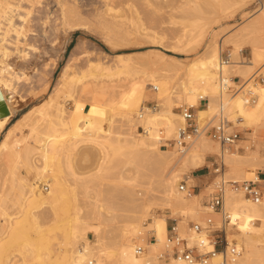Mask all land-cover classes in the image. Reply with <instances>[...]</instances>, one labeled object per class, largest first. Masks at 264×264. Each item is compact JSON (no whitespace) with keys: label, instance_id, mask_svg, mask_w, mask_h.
I'll return each instance as SVG.
<instances>
[{"label":"bare ground","instance_id":"obj_1","mask_svg":"<svg viewBox=\"0 0 264 264\" xmlns=\"http://www.w3.org/2000/svg\"><path fill=\"white\" fill-rule=\"evenodd\" d=\"M103 1L105 7L101 10L105 12L103 14L97 12L98 17L95 16L99 25L117 30L125 35L135 34L136 38L141 37L142 33L148 34L147 31L151 29V26L148 27L141 23L144 25H138L139 28L136 26L137 28H133L134 30L131 29L130 23L129 27L125 21L119 22L122 19H119L117 11L120 10L112 7L111 4L114 0ZM128 1L124 0L123 2L126 5ZM142 1L145 3V8L150 9L149 12H157L162 8L161 4L165 3L163 2L165 0ZM169 1L171 0H168L167 6L171 7ZM188 1H177L181 3L172 5L171 9L174 11L182 9ZM223 1L231 2L235 6L236 3H243L245 0ZM55 4H57V8L52 9ZM55 4L51 10L45 11L47 3L44 0H0V101L6 107V113L0 116V133L4 132L0 138V159L2 156H6L8 159L12 158L6 167L5 159H1L3 161H1L0 171H3V175L6 176L5 174L11 168L12 170L8 171V175L11 172V176L7 175L8 178H11H5V181L8 184L12 182L16 187L12 198V205L15 208L13 212H9L0 202V264H92L94 261L95 264H143L149 259L150 251L153 253L152 251L159 249L166 237L167 217L164 210L166 208L174 210L179 205L193 201L197 196L195 194L193 198L185 199L178 195L181 191L176 190L174 185L177 172H191L203 166L206 163L207 149L210 153L217 154V143L211 142L205 136L202 139L207 141V145L201 141L194 143L198 136L183 151H177L174 148L173 151H170L160 147L159 127L164 129L165 138H171L176 135L178 127L182 123L178 112L171 108L172 99L170 100L171 97L169 98L167 92L170 88L171 75L166 73V70H169L168 66L173 62L164 58L162 53H156L159 60L164 61L158 66V70L147 71L139 79L133 77L126 83L116 84L120 87L118 91L115 90V84H112L111 81L120 79L122 73L130 72L131 55L129 52L116 53L113 63L89 59L86 68L79 71H74L71 69V64L66 63L62 70V79L56 85L54 95H46L43 102L40 100L33 104L12 121L19 109L27 103L26 96L23 97L20 94L19 83L22 80H29L23 87H21L22 84L20 87L22 90L25 88L32 93V90H35V85L32 83L33 79L30 78L31 74L39 71L40 75L44 77L47 72L46 68L49 62L46 60L42 63L41 71L38 69V64H40L38 61H40L42 53L41 43L38 41H43V25L48 21L51 11L58 10L63 22L66 21L72 25L82 22L81 20L84 19V11L74 0H56ZM262 6L261 8H264ZM109 11L112 13L108 14ZM150 16L153 19V14ZM158 19L154 18L149 23L153 24L156 20L157 22L154 23L165 25V21L167 22V19L161 21ZM183 25L182 29L185 31H177L174 36L177 46L188 44L196 37H204L207 23L193 20L192 26L191 24L188 26L186 22ZM186 25L192 27L188 28V33L186 32L187 28L185 29ZM51 27L55 30L54 23L51 24ZM142 30L146 32H142ZM184 38H188V40L184 42ZM237 41L231 37L226 39L213 37L207 44L204 53L185 66L190 76L185 99L192 105H198L199 118L203 119L207 115L213 114L217 105H215L216 102L213 103L215 100L211 101V99H214L215 96L217 99V95L221 91L219 76L222 74L230 81L231 78L227 76L228 69L236 67L234 73L241 75L243 82L238 85V90L235 93L228 96L223 95L225 97L222 102H224L227 117L234 120L233 122H240L244 130L253 135L258 129H264V46L254 47L252 57L248 60L230 58L232 61L222 63L223 44L233 48ZM52 42L54 43V40ZM85 52L84 50L83 54ZM232 54L235 56L236 52L233 50ZM57 64L56 60H52L49 65L52 67L50 69L54 71ZM254 67L256 69L251 74ZM161 69L163 71H160ZM255 72L262 74L261 81L255 80ZM76 81L81 85V91L90 93L86 104H82L81 99L72 97ZM148 82L155 86V91H151L147 87ZM248 90L255 94L254 102H249L243 95ZM34 93L35 91L33 95ZM199 94L209 96L212 103L196 104L199 102ZM66 97H72L74 100L72 102L82 110L85 129L95 126L100 128L101 133L92 136L89 131L78 129L79 127L75 125L74 115L67 111L66 100L63 99ZM179 97L181 99V96ZM144 100H155L156 104L161 107L158 109V107L141 105ZM162 100L164 103H160ZM162 104H165L167 110H162L164 106ZM117 115L126 125L125 127L113 128ZM136 123L146 127V132L138 133L135 130ZM81 145L83 146L81 147ZM122 147L124 148L123 152L134 154L147 161V170L143 175L149 177L148 184L158 183L162 212L159 211L157 215L152 214V219L146 223L142 210L127 211L123 214L125 218L121 220L122 224L120 222L118 225L119 231L112 235L107 221L115 216V212L103 202L101 198L103 190L101 189V192L99 188V191L97 190L94 195L85 190V193L88 194L84 201L89 203L96 201L98 209L93 214L87 212V215H84V208L78 202V200L80 201V198L78 199L80 196L77 197L79 191L77 192L74 186L77 184L76 181L82 184L90 174L78 177L72 163L69 162L68 168L71 171L74 169L72 173L76 183L67 184L60 178L58 159L60 156L71 158V155L73 156L75 152L82 149H84L83 157L85 158L88 157V154L85 153L87 148L88 150L89 148L96 149L99 154L95 165L97 169L91 174L102 176L109 173L114 167L111 164L112 154L120 153ZM88 150L87 152L93 151ZM173 153L178 156L175 158ZM93 156L95 155L93 154ZM39 157L40 164H38ZM221 157L224 167L237 177H239V169L243 168L245 164L254 166V164L258 165V162H264L257 154L246 157L245 154L238 151H223ZM16 167L20 170L17 174H15ZM130 171L118 174L117 178L121 185H123L122 182L138 177L137 167L135 171ZM9 185L8 187L11 186ZM143 190L145 196L149 194L147 188L144 187ZM131 191L132 199L138 204L142 203L144 195L135 193V189ZM224 202L230 209L237 210L241 214L240 235L244 243L242 247V244H238L235 238L230 237L232 233L228 234V238L234 239L238 247H241L238 259L228 264L264 262V235H262L264 233V198L255 202L241 191L228 190ZM225 211L230 218L228 225L236 226V217L233 216L232 211L226 209ZM43 219L44 221L48 220L47 224H45L46 222L42 223ZM1 220L3 221L1 222ZM257 221L258 225L255 224ZM151 229L156 236L155 242L150 241L149 234H147V231ZM85 234L95 235V241L91 243L90 240L85 239L83 243L77 244L75 240L77 236ZM193 239L199 243H206L204 242L205 234H198ZM12 250L19 251L23 255L22 260L11 261V255L15 253Z\"/></svg>","mask_w":264,"mask_h":264},{"label":"rangeland","instance_id":"obj_2","mask_svg":"<svg viewBox=\"0 0 264 264\" xmlns=\"http://www.w3.org/2000/svg\"><path fill=\"white\" fill-rule=\"evenodd\" d=\"M74 1L80 6L81 10L84 11L83 12L84 19L81 20L82 22L72 25L69 22L66 21L63 22L62 16L58 10L55 12L51 11L48 21L45 23V25H43V33H44L43 41L42 42L38 41V43H41V47H42L40 48L42 50V53H41L40 61H38L40 63L38 64L39 66L38 69L41 71V68L43 67L42 63L45 60L48 61L50 64L48 63V66L46 68L47 72L46 74H44V77L40 75L41 72L39 71L35 72V74L34 73L31 74L30 78L33 79L32 83L33 85H35L34 86L35 90H32V93L31 91L25 90V88H23V90L21 88L26 83V81L29 80H22L19 83L18 89L21 92L19 93L23 95V97L26 96L25 98L27 99V103H26L27 105L25 104L19 109L16 115L12 118V121L17 117H19V115L22 112L27 110L33 104L38 103L40 100L41 102H43L45 100L43 98L46 95L49 94L54 95L56 85L58 84L59 80L62 79L61 77L63 73L62 70L66 63H70L71 69H74V71H79L80 69L82 70L86 68V64L88 63L89 59L104 61V63H113L114 60L116 59V53L129 52L131 55V59L129 61L130 72L122 73L120 74V79L117 78L116 80L111 81L112 84H115L114 85L115 90L118 91L120 87L116 84L126 83L129 80H131L133 77L139 79L142 77L141 75L144 72L158 70L159 68L158 66L161 64V62L164 61L161 59L159 60V57L157 56L156 53H162L164 55V58H167L168 60L173 62V64L168 66L169 70H166V73H170L171 75V78L169 80L170 88L167 90V92L169 98L171 97L170 100L172 99L173 105L171 104V108L174 109V107L187 102L185 99V94L187 92L186 89L188 86L187 84L190 76L185 66L189 64V62L200 57L204 53L205 49L207 48V44L213 37H216L217 39H221V38L226 39L231 37L232 39L238 40L236 46L233 47L234 49L230 46H225L223 44L221 58H225V55L229 54V60L231 61L232 59L230 58H233V60H240L241 58L248 60L252 57V50L254 49V47L264 46V16H262V14H264V8H261V6L264 5V0H245L243 3H236L235 6L231 2L226 3L223 0H191V1L189 0L188 3L182 9L175 11L171 9V7L172 5L174 6L176 4L181 3V2L179 3L177 2L180 0L177 1L171 0L172 2L169 1L170 2L169 6L171 5V7L167 6L168 0H165L163 1L165 3L161 4L162 8L159 9L158 11L156 10L157 12H151V11L149 12L150 9L147 10L145 8L146 7L145 3H143L142 0H132V1L129 0L128 2H126V5L125 2H123L124 0H114L113 1L114 4L113 3L111 4L112 7L119 8L118 10H120L117 11V13L119 14L118 15L119 19H122L119 20V22L125 21L126 25L130 23V26H132L131 29L137 27L139 28V26H143L144 24L145 26L147 25L148 27L151 26L150 27L151 29L148 28L149 29L147 31L148 34L142 33L141 37L139 38H136L135 34L125 35L117 30L107 29L97 23V19L95 17V16L98 17L97 12H100L102 14L105 12L104 10H101L105 7L103 0H74ZM44 2L47 3V8H45V11H49L51 10V7L55 4L56 0H44ZM126 7L129 8L127 9ZM56 8H57V4H55L52 9H56ZM112 12L109 11L108 14ZM120 14H121V18H120ZM149 14L150 15L153 14V19L152 16H150ZM171 17L174 19H172ZM154 18L155 19L159 18L160 20L158 19V21L167 19V22L165 21V25L167 23L166 26L169 28H167L164 24L159 25L157 23H154L157 22L156 20L153 22V24L151 23L152 24L151 25L149 22L151 19H152L151 21H153ZM193 20H200L201 22L207 23V28L205 29L204 37L203 38L196 37L195 39H192L188 44L182 43L183 44L182 46H177L176 45L177 43L174 38L175 34L177 33V31L184 30L182 29L184 28L182 27V25L183 24L185 25V22L188 24V26L189 24H191L192 26ZM53 23L55 24V30H53L51 27V24ZM125 23L123 24L125 25ZM171 23L173 24L171 25ZM188 26L186 25L185 27V29L187 28L186 30L187 33L188 30L192 28L191 26L190 27ZM142 32H146V31L142 30ZM188 38H184V42L188 40ZM52 40H54V43L52 42ZM84 50L86 51L85 54H83ZM233 50L236 52L235 56L234 54H232ZM50 58L52 60H56L58 63L54 68L55 70L53 69L54 71H52V69H50L52 67L49 66L51 65V61H52ZM235 68L233 66V68L228 69L229 75L226 73L227 76L231 78L230 84L232 86V89H237V87H239L238 85H241L243 82V77L241 75H235L234 73L236 71ZM255 69L256 67H254L250 73L252 74ZM160 71L163 70L161 69ZM255 80L261 81L262 74L261 75L259 73L255 74ZM149 82L147 87L150 88L151 91H155V86ZM74 85H75L73 91L74 96L72 97H77L78 99H81L82 104H86L88 102L90 93H85L84 91H81V85H79V82L77 81L74 82ZM34 91L35 93L33 95ZM231 93L232 91L225 93L223 95L228 96ZM251 94L255 96L254 93L251 92ZM179 96H181V99ZM225 96H223V98ZM72 97H66L63 99L66 100V107L68 113L74 115V118L76 119L75 125L79 127L78 129H80L81 131L82 130L87 132L89 131L90 135L92 136H94V134L101 133L99 127L93 126V128L85 129L86 127L84 122V116L82 115L83 114L82 110L80 109V107H76V105L73 103L74 100L72 99ZM219 100H220L219 95H217V99L216 96L214 99H211L213 103L214 102L217 103V104L215 103L217 107ZM147 101L155 102V100H144L141 102V105L151 106ZM19 102L17 103V105L19 104ZM160 103H164V100H162ZM196 104H200V103L198 102ZM162 106L165 108V104H162ZM160 107L161 105L158 106V109ZM163 107L162 110H167V108L164 109ZM196 107H198V105ZM227 118H229L228 120L230 121L231 128L239 132L238 139L232 145L222 147L218 142L208 138L211 142L214 141L215 143H217L218 151L217 154H212L209 152V149H207L208 154L206 155V163L203 166H209L210 172L207 176H204L200 182L192 177L191 173L194 170H192L191 172L189 171L177 172V177L174 184L176 190H178L177 186L180 183V181L183 179L186 180L188 186L200 185L201 190L199 191V194L194 198L193 201L179 205L174 210L170 208H166L164 210V213L167 218L181 217L184 222H181L180 224H185V226H186L185 217L192 220H201L206 214V211L204 210L205 208L203 207L205 196L207 195V192L211 190L214 184L219 180H224V181L238 180L239 182H242L244 180L255 179L257 180V184L262 189V192H264V162L261 163L258 162L259 164L258 163H257L258 165L254 164V166H250V164H245L243 168L239 169V174H238L239 177H237V175L235 176V174H231L228 171V169L224 167L223 159L221 157V153L223 151L224 152L238 151L239 153L245 154L246 157H252L257 154L259 155V158H262L261 160H264V129H258L252 135L249 134L248 131L244 130L243 125L240 124V122L237 121L233 122L234 120H232L229 116ZM139 125L141 124L136 123L135 130L138 133H143L137 129ZM125 126L126 125L119 118V115H117V117L115 118L113 128L120 129L121 127H125ZM3 133L4 132L0 133V138L3 136ZM203 137L204 136H199L198 138H196V140H194V143L196 141L198 142L201 141L202 143H205L207 145V141L202 139ZM82 146L83 145H81V147ZM121 149L122 151L120 153L112 154L111 164H113L114 167L110 170L109 173H106L107 175L103 174L102 176L101 175L93 176L91 174L97 169L95 168L96 167L95 165L97 163L99 154L96 149L94 150L93 148L92 149L89 148V150H93L92 153L87 148L85 153L88 154V157L85 158L83 157L84 149H82L79 150V152L77 151V153L75 152L73 156L71 155V158L68 156H60V158L58 159V165H59L58 169H59L60 178L63 179L64 182L66 181L67 184H73L75 182L73 177L74 174L72 173L74 169L78 177L80 176L83 177L90 174V176L86 178L84 182H82V184L85 186H83L79 181H76L77 184L76 186H74L75 189H77L76 191L77 192L79 191L77 197L80 196L78 197V199L80 198V201L78 200V202L84 208V215H87V212L93 214L98 209V204L96 203V201H91L90 203L88 201H84V199L86 198L85 197L86 194H88L87 192L85 193V190H88L89 193L93 195L97 193V190L99 191V188L100 191L101 189L103 190V192L101 191L103 193L101 196L103 202L107 207L111 208L115 212V216L107 221L108 228L111 229L112 235H115L119 231L118 225L121 222V220L125 218L123 214L127 211L142 210L143 214L145 215L144 220L146 221V223L152 219L151 217L152 214L157 215L159 214V211L162 212L161 201L159 200L160 191H159L158 183L152 182L148 184L149 177L143 175L144 173H146L147 170L146 169L147 161L143 160L138 156H135L134 154H128L123 152L124 150L123 147ZM166 149L170 151L172 150L170 148H166ZM87 150L89 152H87ZM93 154L95 156H93ZM173 155L175 156V158L178 156V154L176 153L175 154L173 153ZM208 155L209 156L212 155L213 157H207ZM1 159L6 160V161L4 160V163L5 162L7 163V164L5 163V167H6V165L7 166L9 165L8 162L12 158L8 159L6 156H2ZM1 159H0V166L2 165L1 161H3ZM212 161H216L218 163V166L220 167L219 172L213 173ZM69 162H71L73 165L74 169H72V171L70 168H68ZM40 163L41 161L39 157L38 164ZM11 165H13L12 162ZM136 167L138 168V172H137L138 177L136 179L129 180L127 182L126 181L122 182L123 185H121L119 179L117 178L118 174L123 171L125 173L127 170H131L130 172H133L136 170ZM7 168L9 169V167ZM15 169L17 170L15 174L19 173L20 170L17 167ZM9 170L12 169L10 168ZM8 171L7 174H5L6 176L9 174ZM3 174H4L3 171H0V202L2 203L3 206L7 208L9 212H13L15 208L14 205H12V198L16 191L15 190L16 187H14V184L12 182H11L12 184L9 182V184L11 185L10 186L8 183H6L7 181H5V178L7 179L8 176H11V172L10 175H8L7 177L4 176ZM10 178L11 177H9L8 179ZM2 184H4L5 186H3ZM6 184H8L11 188L8 187V185ZM45 187L47 188V185ZM144 187L147 188L149 191L148 192L149 194L146 196L144 195L145 193V191L143 190ZM132 189H135V193L138 192L139 195H144L143 202L139 203L141 206L132 199V191H131ZM228 190H232L236 192V190L230 188V182H226L225 200L227 198ZM178 195L185 199H191L194 196L193 195L191 197H185L182 192H179ZM262 198H264V196H262ZM224 207L226 210L230 212L232 211L231 213L233 214V216L236 217V224H237L236 226L227 225L226 228L227 234L232 233L230 237L235 238L238 244H242L243 247L244 245L243 238L240 235L241 214L237 210L234 211L230 209L227 203L225 202H224ZM219 214L220 213H211V216L213 217L214 220L219 221L221 219V214L220 215ZM46 218L48 219V217ZM2 221L3 220H1V222ZM47 222L48 220L44 221V219L42 221V223L45 224H47ZM120 224H122V222ZM255 224L258 225L259 224L258 221ZM147 234H149L148 231ZM262 235H264V233H262ZM205 237L207 240L208 236L205 235ZM85 239H88L90 240L91 243H93V241H95V235L85 234V235L77 236L75 240L77 241V244H81L85 241ZM59 240L61 241V237L59 238ZM206 240L204 242H206ZM160 248L155 251H152L153 253H151L150 251L151 255H148L149 259L143 264H147V262H149L148 264H155L156 260L154 254L158 252ZM12 252L15 251L12 250ZM12 254L14 255H11L12 257L11 261L19 262L20 260H22L23 255H21L19 251L18 252L16 251L15 253ZM94 262L92 264H95ZM261 263L264 264V262H260V263L258 262V264Z\"/></svg>","mask_w":264,"mask_h":264},{"label":"built area","instance_id":"obj_3","mask_svg":"<svg viewBox=\"0 0 264 264\" xmlns=\"http://www.w3.org/2000/svg\"><path fill=\"white\" fill-rule=\"evenodd\" d=\"M221 59L222 63L229 62V54H226L225 58ZM227 79L220 74V100L213 114L201 119L198 116L196 105L187 102L174 107V110L178 112L182 119V123L178 127L176 135L172 138H165L163 129L159 127L160 147L183 151L198 136H206L218 142L222 147L230 146L238 139L239 132L231 128L230 121L224 110V102H222L224 93L232 91L233 94L238 88L232 89L230 81ZM251 92L248 90L243 95L247 97L249 102H254L255 96ZM198 100L200 104H207L209 97L199 94ZM147 102L154 108L158 107L154 101ZM137 129L141 132H146V127L142 125H139ZM207 157L213 156L208 155ZM212 167L213 173L220 171L216 161H212ZM226 182H230L231 189L243 191L245 195L255 202L264 196L262 194L264 192H262L256 180H244L242 182L238 180L217 181L205 196L203 207L206 214L201 220H192L185 217V226V224H180L184 222L181 217L167 218L166 237L161 249L154 254L155 264H228L238 259L241 254V247H238L234 239L228 238L226 229L230 221L229 215L224 208ZM177 187L185 197L198 195L201 190V186H188L185 179L181 180ZM211 213H220L221 219L219 221L214 220ZM148 233L149 240L155 242L156 236L153 230H148ZM198 234L208 236L206 243H199L193 239Z\"/></svg>","mask_w":264,"mask_h":264},{"label":"crops","instance_id":"obj_4","mask_svg":"<svg viewBox=\"0 0 264 264\" xmlns=\"http://www.w3.org/2000/svg\"><path fill=\"white\" fill-rule=\"evenodd\" d=\"M209 172H210L209 167L207 168V166H204V167L198 168L195 171H193L191 175L195 179H197V181L200 182L204 176H207L209 174ZM197 186H200V185H197Z\"/></svg>","mask_w":264,"mask_h":264},{"label":"water","instance_id":"obj_5","mask_svg":"<svg viewBox=\"0 0 264 264\" xmlns=\"http://www.w3.org/2000/svg\"><path fill=\"white\" fill-rule=\"evenodd\" d=\"M6 113V107L3 102L0 101V116Z\"/></svg>","mask_w":264,"mask_h":264}]
</instances>
